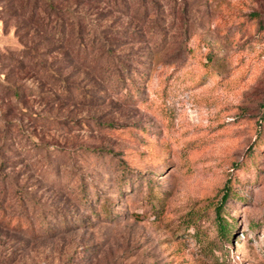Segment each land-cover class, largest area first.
I'll list each match as a JSON object with an SVG mask.
<instances>
[{"label":"rangeland","instance_id":"rangeland-1","mask_svg":"<svg viewBox=\"0 0 264 264\" xmlns=\"http://www.w3.org/2000/svg\"><path fill=\"white\" fill-rule=\"evenodd\" d=\"M0 264H264V0H0Z\"/></svg>","mask_w":264,"mask_h":264},{"label":"trees","instance_id":"trees-1","mask_svg":"<svg viewBox=\"0 0 264 264\" xmlns=\"http://www.w3.org/2000/svg\"><path fill=\"white\" fill-rule=\"evenodd\" d=\"M2 163V162H1ZM82 191V190H81ZM229 197V189H226L224 191V193L222 194L221 198L219 199V202H217V204H214V208H215V214H216V222H217V228L218 231L220 232V234H222L224 237H226V234L229 232V227L227 222H225L226 220L223 218V215L221 214L224 207H225V202L226 200H228ZM107 204H104L103 208L107 210ZM19 216H21L20 214H15V217L13 219H15V224L18 225L19 224ZM13 226V225H12ZM24 228H30L29 224L25 222V227Z\"/></svg>","mask_w":264,"mask_h":264}]
</instances>
